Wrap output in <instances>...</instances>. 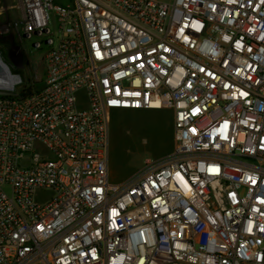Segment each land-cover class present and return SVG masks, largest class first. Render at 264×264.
I'll list each match as a JSON object with an SVG mask.
<instances>
[{
  "label": "built area",
  "instance_id": "2783aa9c",
  "mask_svg": "<svg viewBox=\"0 0 264 264\" xmlns=\"http://www.w3.org/2000/svg\"><path fill=\"white\" fill-rule=\"evenodd\" d=\"M34 37L36 88L0 48V264H264V0H0L15 65ZM163 108L111 181L113 110Z\"/></svg>",
  "mask_w": 264,
  "mask_h": 264
},
{
  "label": "rangeland",
  "instance_id": "374dc122",
  "mask_svg": "<svg viewBox=\"0 0 264 264\" xmlns=\"http://www.w3.org/2000/svg\"><path fill=\"white\" fill-rule=\"evenodd\" d=\"M169 1V0H166ZM36 38L22 43L24 57L15 65L0 42L2 58L25 82L36 88L44 76L43 55L48 47H32ZM0 41H2L0 39ZM79 106H84L80 101ZM173 147L172 112L160 110H113L109 125V179L120 181L141 167L146 159H157L170 153Z\"/></svg>",
  "mask_w": 264,
  "mask_h": 264
},
{
  "label": "bare ground",
  "instance_id": "6f19581e",
  "mask_svg": "<svg viewBox=\"0 0 264 264\" xmlns=\"http://www.w3.org/2000/svg\"><path fill=\"white\" fill-rule=\"evenodd\" d=\"M4 61L1 59V57H0V67H4ZM2 79H4V80H6V82H5V84L4 85H6L7 83H9L10 82V79H8V78H4V77H2Z\"/></svg>",
  "mask_w": 264,
  "mask_h": 264
},
{
  "label": "trees",
  "instance_id": "16d2710c",
  "mask_svg": "<svg viewBox=\"0 0 264 264\" xmlns=\"http://www.w3.org/2000/svg\"><path fill=\"white\" fill-rule=\"evenodd\" d=\"M30 90H31L30 87L26 88V92H30Z\"/></svg>",
  "mask_w": 264,
  "mask_h": 264
}]
</instances>
